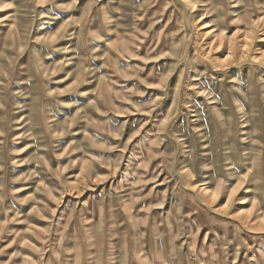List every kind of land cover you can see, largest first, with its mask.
I'll return each instance as SVG.
<instances>
[{
  "label": "rangeland",
  "instance_id": "374dc122",
  "mask_svg": "<svg viewBox=\"0 0 264 264\" xmlns=\"http://www.w3.org/2000/svg\"><path fill=\"white\" fill-rule=\"evenodd\" d=\"M0 264H264V0H0Z\"/></svg>",
  "mask_w": 264,
  "mask_h": 264
},
{
  "label": "bare ground",
  "instance_id": "6f19581e",
  "mask_svg": "<svg viewBox=\"0 0 264 264\" xmlns=\"http://www.w3.org/2000/svg\"><path fill=\"white\" fill-rule=\"evenodd\" d=\"M209 33H211L210 31L208 32V33H206V34H209ZM215 37H213L212 38V41L210 42V44L212 45V44H216V43H220L219 45H221V44H227L228 45V48H229V50L230 51H232V52H234L236 49H237V43L234 41L233 42V39L232 40H230L229 41V39H224L223 37L222 38H218V39H214ZM245 39V38H244ZM243 41V40H242ZM218 45V44H217ZM239 46V45H238ZM245 46H246V43L244 42L242 45H240L239 46V49L240 50H244V48H245ZM229 53V52H228ZM229 55H231V54H229ZM233 55V54H232ZM263 56V55H262Z\"/></svg>",
  "mask_w": 264,
  "mask_h": 264
}]
</instances>
